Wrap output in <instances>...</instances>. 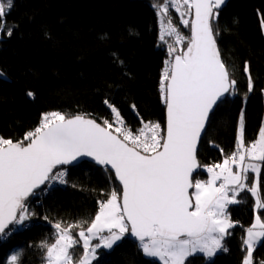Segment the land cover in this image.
Segmentation results:
<instances>
[{
    "label": "trees",
    "instance_id": "trees-1",
    "mask_svg": "<svg viewBox=\"0 0 264 264\" xmlns=\"http://www.w3.org/2000/svg\"><path fill=\"white\" fill-rule=\"evenodd\" d=\"M159 2L14 0L6 17L13 35L0 34V71L6 76H0V136L21 140L39 125L44 113L53 111L83 115L100 124L111 122L113 114L106 100L133 131L143 125L141 120L164 125L166 108L159 87L168 49L161 40L160 17L153 7ZM169 14L183 36L190 37V27L180 22V14L174 8ZM184 18L191 21L192 15ZM262 19L264 0H231L214 21L222 60L237 83L235 92L210 117L197 155L201 165L222 163L238 150L243 110L246 146L258 139L264 126ZM186 45L187 39L176 55ZM245 64L253 81L251 92ZM29 92L34 95L30 97ZM66 169L68 184L38 190L28 200L35 215L13 229L8 238L0 237V264H7L16 251L22 253L19 264H44V250L39 245L54 239L52 224L90 221L99 210L98 201L120 187L111 171L87 162ZM199 172V179H209L206 170ZM248 178L249 184L254 175L249 173ZM259 189L264 199V161ZM237 199L241 202L228 206L231 220L238 223L223 241L227 251L221 250L211 259L194 255L185 264H242L246 255L243 239L254 223L256 200L246 190ZM75 253L81 255L83 248L77 246ZM253 257L254 264L264 261V244L254 249ZM92 264L162 263L145 256L138 240L129 234L112 250H98Z\"/></svg>",
    "mask_w": 264,
    "mask_h": 264
},
{
    "label": "snow or ice",
    "instance_id": "snow-or-ice-1",
    "mask_svg": "<svg viewBox=\"0 0 264 264\" xmlns=\"http://www.w3.org/2000/svg\"><path fill=\"white\" fill-rule=\"evenodd\" d=\"M225 4L226 0H160L153 4L158 15L168 16L162 21L161 40L165 35L174 36L177 44L187 39L186 48L174 60L165 61L161 74L164 125L141 120L143 127L133 132L119 110L106 100L113 114L111 122L100 124L83 115L53 111L44 113L39 126L21 140L0 136V237L10 235L35 215L28 200L37 189L68 182L66 172L58 166L78 164L89 157L114 172L120 187L98 201L99 210L90 221L52 224L54 239L39 245L44 250V264H92L97 249H112L126 234L139 241L145 256L162 264H185L197 254L211 259L217 251H227L223 241L238 223L231 220L228 206L240 203L237 196L245 190L257 197L255 207L261 210L243 239L246 255L242 264H254L253 251L264 244V199L258 197V179L244 183L249 171L259 177V165L244 162L245 156L249 161H264V127L259 138L246 146L242 111L238 150L210 166L201 165L197 158L210 114L236 89L237 81L222 60L214 27ZM13 7L14 0H0V34L8 37L13 28L6 17ZM170 8L190 27V37L174 25ZM193 10L194 19H185ZM175 51L169 44V55ZM244 71L251 92L253 81L247 64ZM132 107L135 110V105ZM116 124L119 126L114 127ZM232 165L240 171L234 172ZM200 169L207 171L209 179L198 178ZM217 181H222L219 186ZM93 240L97 242L93 244ZM77 246L83 248L81 255L75 253ZM21 255L12 254L7 264H19Z\"/></svg>",
    "mask_w": 264,
    "mask_h": 264
},
{
    "label": "built area",
    "instance_id": "built-area-1",
    "mask_svg": "<svg viewBox=\"0 0 264 264\" xmlns=\"http://www.w3.org/2000/svg\"><path fill=\"white\" fill-rule=\"evenodd\" d=\"M159 17H160V33H161V35H162V21H166L167 19H168V16H166V15H164L163 13H161L160 15H159ZM171 19H172V21H173V18L171 17ZM174 23V22H173ZM174 25L179 29V31H180V33L183 35V32H182V30H181V28H179L175 23H174ZM165 41H167V43H165ZM165 44H166V47H167V49H168V55H167V61H172V60H174V57H175V55H176V51L175 52H173L172 53V55L170 56L169 55V44H171L175 49H177L179 46H181L182 45V43H179V44H177L176 42H175V38H174V36H167V35H165V38H164V41H163ZM164 67H165V64H164V66H163V69H164ZM163 71V70H162ZM40 124V123H39ZM39 126V125H38ZM37 126V127H38ZM116 126H119L118 124L116 125ZM141 127H143V125L141 126ZM140 127V128H141ZM133 131V130H132ZM133 132H135V131H133ZM121 139H122V136H121ZM237 166L236 165H232V168L233 169H235ZM60 170L61 171H65L66 172V180L68 181V171H67V169L66 168H60ZM214 171H217V169H214ZM222 181H218V186H219V184L221 183ZM68 184V182L66 183V184H59V183H52L50 186H48V187H45L44 186V188H53V187H58V186H66ZM30 227V225L28 224V225H26V227L25 228H29ZM10 235H8L7 236V238L9 237ZM138 243H139V241H138Z\"/></svg>",
    "mask_w": 264,
    "mask_h": 264
},
{
    "label": "rangeland",
    "instance_id": "rangeland-1",
    "mask_svg": "<svg viewBox=\"0 0 264 264\" xmlns=\"http://www.w3.org/2000/svg\"><path fill=\"white\" fill-rule=\"evenodd\" d=\"M262 28H263V33H264V26H262ZM0 39H1V35H0ZM0 76H2V77H6L1 71H0ZM247 100V99H246ZM243 114H244V110H243ZM264 127V126H263ZM238 135H239V128H238ZM258 138H259V136H258ZM249 162H251V163H255V164H257V165H259V169H260V173H261V169H262V161H256V160H253V161H249V159H248V157L247 156H245V165H247ZM233 171L234 172H239L240 171V168H238V167H236L235 169H233ZM249 173H252L253 175H254V178L253 179H258V181L260 182V175H259V177H256V174L255 173H253V172H251V171H249L248 173H247V176H248V174ZM244 183L247 185L248 183H247V181H244ZM217 186H218V181H217ZM229 195H231V193H229ZM258 197L259 198H261V196H260V189H259V183H258ZM255 200H257V197H255ZM255 205H256V203H255ZM258 210L259 209H257L256 207H255V213H256V215H258ZM256 215H255V217H256ZM254 222H255V220H254ZM104 234H107V233H104ZM246 238V237H245ZM120 242V241H119ZM119 242H117V243H119ZM96 242H94V240H93V244H95ZM115 247V245L113 246V248ZM112 248V249H113ZM101 249H106V248H103V247H101ZM112 249H106V250H108V251H110V250H112ZM16 252H18V251H16ZM16 252H14V253H16ZM13 253V254H14ZM95 261V260H94ZM93 261V262H94ZM159 261V260H158ZM92 262V263H93ZM162 263V262H161Z\"/></svg>",
    "mask_w": 264,
    "mask_h": 264
},
{
    "label": "water",
    "instance_id": "water-1",
    "mask_svg": "<svg viewBox=\"0 0 264 264\" xmlns=\"http://www.w3.org/2000/svg\"><path fill=\"white\" fill-rule=\"evenodd\" d=\"M230 1H231V0H226V4L222 7V9L225 8V7L228 5V3H229ZM222 9H221V10H222ZM192 19H194V10H193ZM226 97H227V96H226ZM226 97H225V99H226ZM225 99H224V100H225ZM224 100H223V101H224ZM221 103H222V102H221ZM221 103H219V104H221ZM219 104H218L217 106L214 107L212 113L210 114V117H211V115L214 113V111L217 109V107L219 106ZM209 121H210V120H209ZM165 122H166V113H165ZM97 123H98V122H97ZM208 125H209V122L207 123L206 129H205V132L202 134L201 141H202V139H203L204 136H205V133H206V131H207V129H208ZM201 141H200V143H201ZM200 143H199V145H198V150H199V147H200ZM85 162H87V163H89V164H92V165H95V166L101 168V166L95 164V163L91 160V158H89V157H83V158H81L78 164H77V163H74V164H69V165H64V166H58V168H72V167H75V166L80 165V164L85 163ZM112 173L114 174V172H112ZM114 176H115V175H114ZM116 181H117L118 184H119V181H118V180H116ZM119 185H120V184H119ZM43 187H44V186L42 185L41 188H43ZM41 188L37 189L36 192H37L38 190H40Z\"/></svg>",
    "mask_w": 264,
    "mask_h": 264
},
{
    "label": "crops",
    "instance_id": "crops-1",
    "mask_svg": "<svg viewBox=\"0 0 264 264\" xmlns=\"http://www.w3.org/2000/svg\"><path fill=\"white\" fill-rule=\"evenodd\" d=\"M218 171H219V169H217V172H218ZM127 235H129V234H126L125 236H127ZM125 236H124V237H125ZM94 242H97V241L94 240ZM100 249H101V248L97 249V257H98V250H100ZM220 251H221V250H220ZM220 251H217V253H219ZM217 253H216V254H217ZM197 255H198V254H197ZM201 255H203V254H201Z\"/></svg>",
    "mask_w": 264,
    "mask_h": 264
}]
</instances>
